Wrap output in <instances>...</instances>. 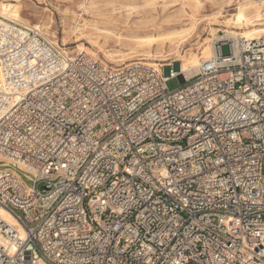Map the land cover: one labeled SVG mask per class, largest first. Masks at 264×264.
Instances as JSON below:
<instances>
[{"label": "built area", "instance_id": "1", "mask_svg": "<svg viewBox=\"0 0 264 264\" xmlns=\"http://www.w3.org/2000/svg\"><path fill=\"white\" fill-rule=\"evenodd\" d=\"M212 46L164 75L0 14V264H264V35Z\"/></svg>", "mask_w": 264, "mask_h": 264}, {"label": "rangeland", "instance_id": "2", "mask_svg": "<svg viewBox=\"0 0 264 264\" xmlns=\"http://www.w3.org/2000/svg\"><path fill=\"white\" fill-rule=\"evenodd\" d=\"M197 1L0 0V5H8L19 20L39 26L47 38L67 50L81 46L112 65L132 60L160 63L168 75V63L178 70L180 59L190 51L201 56V46L208 45L205 40L227 34L226 30L243 31L227 26L228 19L239 6L262 0H200L201 6ZM221 52L228 53L226 44ZM181 84L178 77L166 81L169 89Z\"/></svg>", "mask_w": 264, "mask_h": 264}, {"label": "bare ground", "instance_id": "3", "mask_svg": "<svg viewBox=\"0 0 264 264\" xmlns=\"http://www.w3.org/2000/svg\"><path fill=\"white\" fill-rule=\"evenodd\" d=\"M197 2H198L197 5L201 6L200 5L201 1L199 0ZM261 5H264V0H262L261 3H255L253 1L239 6L237 12L234 13L233 16L228 19L227 26H229L230 28H240L243 29V31L235 32V31L226 30L227 34H224L220 37L211 38L210 40H205L203 44L208 43V45L203 47L201 46L200 48L201 56H199V54L195 51H190L186 57L180 59V64H179L180 72L186 75L192 74L197 70L198 65L202 60L212 58L213 56L212 43L214 40H222V39L235 40L238 38L239 35L247 38H257L261 35H264V9L259 8ZM6 6L8 5H4V4L0 5V14L7 18H15L19 20V18H17V15L14 14V11ZM62 44L66 45L67 42H63ZM78 50L85 51L84 48H82L81 46ZM127 59H132V56L120 60H127ZM6 169H12V166H10L6 160L0 158V171ZM15 170L17 172H21L20 168H15ZM0 218L7 223L15 224L13 218L3 208H0Z\"/></svg>", "mask_w": 264, "mask_h": 264}, {"label": "water", "instance_id": "4", "mask_svg": "<svg viewBox=\"0 0 264 264\" xmlns=\"http://www.w3.org/2000/svg\"><path fill=\"white\" fill-rule=\"evenodd\" d=\"M178 78H179L180 82H182V76L179 75Z\"/></svg>", "mask_w": 264, "mask_h": 264}]
</instances>
